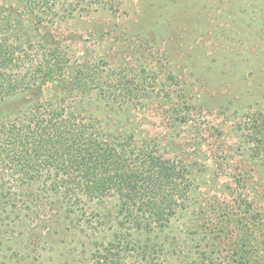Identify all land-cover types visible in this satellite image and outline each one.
Masks as SVG:
<instances>
[{
	"label": "rangeland",
	"instance_id": "1",
	"mask_svg": "<svg viewBox=\"0 0 264 264\" xmlns=\"http://www.w3.org/2000/svg\"><path fill=\"white\" fill-rule=\"evenodd\" d=\"M54 31L70 53L72 73L105 61L120 74L150 78L153 97L135 109L113 108L95 95L72 108L109 131L154 142L164 157L192 171L189 213L160 238L165 264H234L243 257L250 218L242 200L264 213V163L251 157L238 130L246 111L264 104V0H125L119 12L101 9ZM63 93L47 85L41 102ZM20 100L1 104V123ZM17 195L5 205L0 169V264H72L81 256L73 235L79 228L61 233L47 200ZM90 212L112 217L116 203H90Z\"/></svg>",
	"mask_w": 264,
	"mask_h": 264
},
{
	"label": "trees",
	"instance_id": "2",
	"mask_svg": "<svg viewBox=\"0 0 264 264\" xmlns=\"http://www.w3.org/2000/svg\"><path fill=\"white\" fill-rule=\"evenodd\" d=\"M124 1L0 0V106L21 98L16 113L0 122L5 205L20 191L26 198L35 193L50 203L61 233L79 228L73 235L83 250L72 264H165L160 238L189 213L193 187L186 164L164 157L152 141L109 131L72 108L95 95L125 111L153 97L150 78L120 74L105 61L72 73L70 53L54 31L61 22L101 9L119 12ZM47 85L66 96L41 102ZM238 130L251 157L264 163V104L250 107ZM237 180L246 184L241 175ZM108 200L116 203L114 218L88 213L90 203ZM242 202L250 219L244 226V255L234 264H264V213L249 198Z\"/></svg>",
	"mask_w": 264,
	"mask_h": 264
}]
</instances>
